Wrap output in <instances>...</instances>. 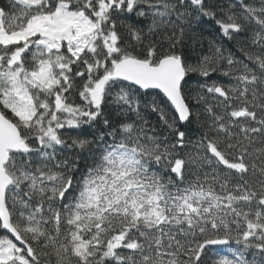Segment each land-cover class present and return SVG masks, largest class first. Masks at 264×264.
<instances>
[{
    "label": "snow or ice",
    "instance_id": "snow-or-ice-1",
    "mask_svg": "<svg viewBox=\"0 0 264 264\" xmlns=\"http://www.w3.org/2000/svg\"><path fill=\"white\" fill-rule=\"evenodd\" d=\"M217 9L0 6V264H264V0ZM203 19L227 40L256 27L191 63Z\"/></svg>",
    "mask_w": 264,
    "mask_h": 264
},
{
    "label": "trees",
    "instance_id": "trees-1",
    "mask_svg": "<svg viewBox=\"0 0 264 264\" xmlns=\"http://www.w3.org/2000/svg\"><path fill=\"white\" fill-rule=\"evenodd\" d=\"M211 3H214L218 6L219 9L222 7L224 12L220 13V15H225L227 13L228 5L233 3L234 0H210ZM8 0H0V6L6 5ZM258 3V0H257ZM219 18V16H218ZM255 25L253 24L251 27L246 28L244 32H242L239 36H237L233 40H227L226 38H222L219 32L218 27L215 25V21L203 19L199 24L195 21L193 22L192 29L193 31L188 32L184 37V46L178 47V50H183L189 58L191 63H195L197 59L209 52L210 42L215 41L216 44L222 46L225 49L227 54L228 51H231L235 55L239 56L238 49L241 46H246L250 43V37L255 30ZM177 33L179 29H176ZM172 29H168V34L170 35ZM212 81H218L225 85H228L231 81L228 77L222 76L219 72L213 73L210 79L207 81L211 83ZM205 82V78L199 76L198 74H190L188 77V87L191 89H197L198 85ZM204 118L202 117V120ZM151 121L153 124L156 123V118L152 117ZM185 130V129H182ZM189 133L188 140L195 141L199 138V136L206 131V127L202 126L201 123L193 122L190 126H187L186 129ZM75 135V133H72ZM70 143V141H69ZM191 149V144H189L188 148L185 151H189ZM63 156H75V153H69L65 151ZM81 168L83 169L84 163L81 161ZM223 247V246H216Z\"/></svg>",
    "mask_w": 264,
    "mask_h": 264
}]
</instances>
